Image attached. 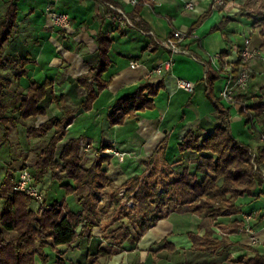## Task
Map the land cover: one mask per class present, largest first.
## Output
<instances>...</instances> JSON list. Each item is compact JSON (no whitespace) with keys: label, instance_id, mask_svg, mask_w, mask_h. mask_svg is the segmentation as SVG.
I'll use <instances>...</instances> for the list:
<instances>
[{"label":"crops","instance_id":"obj_1","mask_svg":"<svg viewBox=\"0 0 264 264\" xmlns=\"http://www.w3.org/2000/svg\"><path fill=\"white\" fill-rule=\"evenodd\" d=\"M104 1L17 0L12 32L0 53V91L1 99L8 102L6 114H11L10 111L18 105L17 99L26 96L32 83L50 80L52 85L43 103L45 114L38 116L35 122L41 123L52 116L72 114L59 145L69 138H79L84 139L89 148L97 151L100 147H110L124 152V163L127 165L120 164V172L125 177L134 174L143 176L146 172H142L139 163L148 161H151L150 165H154L152 167L156 164L163 171L167 165L173 168L172 163L178 159H182L181 163L190 165L195 153L190 150L180 152L178 144L190 130L205 135L218 123L217 110L211 98L213 95L219 98L220 105L230 108L231 131L232 124L243 123L247 127L244 117L237 112L238 103H228L219 95L227 79L220 71L223 60L214 58V55L223 51L220 40H224V37L219 32H207L208 19L195 27L191 36L186 38L184 47L189 53L173 55L169 71L154 80L150 78L151 70L170 56L154 38L163 39L174 30H186L211 2L212 9H217L222 13L221 16L228 13L227 6L218 7L214 0H138L136 5L128 0H117L114 5L121 8L136 27L152 32L153 35H150L142 34L136 27L119 19L117 12L109 10ZM186 2H191L192 8H185ZM6 6L7 0H0V19L5 16ZM135 6L139 7L132 12ZM51 11L67 12L70 15V27L61 29L54 26L50 18ZM221 16H215L211 23H216ZM237 29L236 33H245V29L243 26L239 27V24ZM99 31H104L112 38L109 51L111 64L103 74L110 81L88 107H82L80 102L85 90L76 80L79 75H88L96 64V35ZM250 31L253 37L246 35L243 40L250 39L259 58L250 60L248 64L251 76L246 87L235 91L243 95L241 99L246 105L264 83L252 82L260 74L264 80V48L261 47L259 32L255 29ZM228 38L232 42L229 35ZM209 41L217 42L216 48L210 46ZM218 47L221 48L217 49ZM226 58L232 63L237 55L232 52ZM131 61H137V65L131 67ZM205 63L214 71L210 78L216 75L210 82L211 89L207 84ZM179 79L192 82V91L180 87ZM146 81L161 82V87L153 98L152 108L136 110L131 106L130 115H125L121 122L112 124L110 113L113 106L119 104L118 107L123 108L130 103L132 100L126 97ZM114 113L118 111L114 110ZM21 124L22 121L12 127L14 136L10 133L3 137L4 140L10 142V138L16 139L20 129L25 126ZM250 135L253 136L254 133L250 132ZM236 139L249 144L254 151L264 147V140H261L260 135H257L253 145ZM131 163L134 170L130 172L127 168H131L128 166ZM174 166L176 167L175 164ZM258 168L264 173V163L258 165ZM262 195L264 191L259 190L258 194L240 196L237 199L239 211L228 217L217 216L210 219L196 213L170 212L140 237L125 240L122 248L106 264H238L239 259L251 257L253 250L264 255ZM245 215H250L248 224L251 235L257 240L254 244L250 242L248 232L233 228L232 220H243L244 224ZM98 217V225L92 229L90 240H86L84 236L78 246L56 248L64 252L68 264H90L91 247L97 243L101 246L108 245L102 234L109 225L105 224L106 230L101 229L104 219H101L100 213ZM189 232L198 236L210 232L212 237L223 238L227 245L215 250L192 249ZM246 244H250L251 248H246Z\"/></svg>","mask_w":264,"mask_h":264},{"label":"trees","instance_id":"obj_2","mask_svg":"<svg viewBox=\"0 0 264 264\" xmlns=\"http://www.w3.org/2000/svg\"><path fill=\"white\" fill-rule=\"evenodd\" d=\"M16 2L17 0H7L5 16L0 19V53L12 32L17 12ZM104 2L117 4V0H105ZM212 6L211 2L208 8L190 24L185 32L188 36H191L193 29L205 19L213 8ZM138 7L135 6L132 12H135ZM242 18L246 19L247 23L249 22L251 29L260 26L261 47L264 48V10L260 8L248 10L246 2L235 15H222L212 30H220L224 41L228 42L229 34L225 30L226 25L230 21L239 22ZM96 43L95 66L91 68L88 75H79L76 80L85 90L80 102L82 107H88L96 98L97 93L110 81V79H105L103 74L111 64L109 51L112 38L104 31H99L96 35ZM227 50L228 48L221 51L220 57L228 55ZM240 64L241 55L238 52L236 60L232 62L231 73L234 78L238 74ZM205 65L208 72L207 84L211 89L210 82L216 78V75L210 78L214 71L208 63ZM242 65L247 66L248 61ZM51 85L52 82L47 79L32 83L28 87L26 96L15 109L10 111L11 114H6L7 107L2 104V92L0 91V127H3V136L8 134L9 122L12 127H16L20 122L19 119H36L45 114L43 103L47 99ZM160 87V81L141 83L136 91L126 97L132 100L130 103L123 108L118 107L119 104L113 106L110 113L111 123H119L123 120V115H130L131 106L136 110L152 108L153 98ZM242 96V94L235 93L233 102L238 103V111L244 117L247 128L251 133L257 131L258 135H264V84L257 94L251 96L252 99L248 105L241 99ZM211 98L217 110L218 123L205 135H200L196 130H190L178 144L180 152L190 150L195 153L193 161L190 165L181 163L182 159L174 161L173 166L178 164L182 168L170 179L165 171L158 170L156 167H152L142 178L134 174L126 179L125 182H133L124 189L127 195L133 193L132 198L135 200L134 211L132 214H127L128 223L132 227L129 228L127 223L121 222L119 227L109 233H103L102 238L115 249L110 251L97 243L95 250L89 254L93 259L90 264H105L114 253L122 248L125 240L140 237L170 212L196 213L210 219H215L217 216L228 217L239 211L237 199L240 196L258 194L259 190L264 191L262 173L259 168L255 169L253 166V162L257 165L264 163V147L254 151L249 144L238 141L231 131L230 108L220 105L218 97L213 95ZM114 110L118 113H114ZM71 118L72 114L48 117L36 127L31 128L34 130V136L37 137L50 132L45 145L36 155L34 166L30 169L32 183H42L48 171L53 177L45 192V202H42L36 211L32 208L33 198L14 188L16 182L2 195L0 264H36V257L39 258L41 264H44L47 256L42 252V248L45 245H50L60 255L57 257V264H66L64 252L56 248L58 246L75 247L79 245V241L84 236L86 240L92 238L91 231L98 225L99 211L103 206L99 192L105 191L102 182L109 181L105 164L110 159V155L102 154L98 150L99 155H96L89 165H85L79 151V138H69L59 145L66 133L65 127L71 122ZM253 153L254 156H252ZM56 168L63 172L58 174L59 177L54 176ZM53 184H58L64 196L72 197V205L67 201L62 203L63 199L47 196ZM108 192L109 199H112L115 193ZM171 202H173L172 206L168 204ZM232 223L233 228L237 229L243 224V220L237 222L234 219ZM120 231L122 232L119 234ZM6 232L14 234L6 236ZM188 235L192 249L215 250L225 248L227 245L223 238L212 237L210 232L202 236L193 232H189ZM245 247L251 248L250 244H246ZM99 257L103 261H99ZM238 264H264V255L253 250L251 257L244 260L239 259Z\"/></svg>","mask_w":264,"mask_h":264},{"label":"rangeland","instance_id":"obj_3","mask_svg":"<svg viewBox=\"0 0 264 264\" xmlns=\"http://www.w3.org/2000/svg\"><path fill=\"white\" fill-rule=\"evenodd\" d=\"M245 2L248 3V10L254 9V8H260V9L264 10V0H228V1H224L225 4H222V5H216L215 4V5L218 7L227 6L228 7L227 12L228 13H226V14L233 16V15H235V13L240 9V7ZM226 3H227V5H226ZM208 6L205 9H207ZM221 14L222 13H220L217 9H211L210 12L208 13V15L205 17V19L203 21L208 19L207 23H209L208 24L209 27L207 29L208 33H214V32L222 33L220 30H212V27L216 23H218V21L220 19H218V21L216 23H211V21H213L215 16L217 18H219V16H221ZM238 24H239V27L243 26V28L245 29V33H246V34L244 33L245 35L242 34L241 32L240 33L235 32L238 30L237 29ZM200 25L201 24H199L197 27H199ZM195 29H193V31ZM187 30H188V28L186 30H181V31L187 32ZM225 30H227L229 37H230V40H232L233 43L230 41L227 42L224 40H220V41H222V43L220 42V45L223 47V50L228 48V50H227V51H229L228 53H232L231 51L234 50V47H231L232 46L231 44H237V46L241 47V46H243V37L244 36L247 35V36L253 37V33L250 31L251 26H250L249 22L247 23L246 19H243V18L239 22L230 21L226 25ZM259 30H260V26H256L255 31L259 32ZM194 34L198 37V39L200 38V36L198 34H196V33H194ZM195 39H197V38H195ZM261 40H262V37H261ZM208 43L210 46H213L214 48H216L215 45L217 44V42L209 41ZM219 48H221V47H218L217 49H219ZM258 56L259 55L256 51V54L248 60V64H249L250 60L259 58ZM240 67H241V65H240ZM246 67H248V65ZM231 70H232V66H231ZM150 78L153 80L155 79L151 75H150ZM249 79H250V77H249ZM261 80H262V75L260 74L256 77H254L252 82L256 83V84L257 83L261 84L262 82H264V80H262V81ZM262 84H264V83H262ZM22 99L23 98H21V99L18 98L17 99L18 103ZM1 101H2V104L6 105V107L8 106L7 100H4L5 101L4 102L1 99ZM237 112H238V110H237ZM124 116L125 115H123V118H124ZM19 121H22L21 125L24 124L25 126L20 129V133H19V135H17L16 139L15 138L9 139L10 142H8L7 140H4V138H3L4 136H1V132L3 131L2 130L3 127L2 126L0 127V208H1V205L3 203L2 195L8 190V188L10 186H12L13 183H15L18 180V175H19V172L22 168H27L29 171H31L30 169L34 166V161H35L36 155L39 153L41 147L45 145V143L47 141V137L50 134V132H48V133H45V135H42L39 137L34 136L35 135L34 130L31 128L36 127L40 122L36 123L35 119H32V118H28L26 120L25 119H19ZM9 125H10V129L8 131V134L7 133L6 134L9 135L10 133H12V136H14L15 132H13L14 130H11V129H13L11 122H9ZM232 130H233L232 132L236 138L243 140V141H246L252 145L257 139L258 132L255 131L254 135L251 136L250 135L251 131L249 129H247V127H245L243 123H240L238 125L232 124ZM2 135H3V133H2ZM261 136H262V134H261ZM261 136H260V138H261ZM59 144H60V142H59ZM110 149H114V148L100 147V149H99V152L101 151L100 153H102V154L105 153V154L110 155V159L105 164L106 173H107L106 176L108 177L107 179L109 181L102 182L103 183L102 187H104L105 191L99 192L100 199H102L101 204H103V206L99 212H100L101 219L102 218L104 219V223H103V226L101 229L106 228L105 224L109 225L107 230L105 229L107 233H109L114 228L119 227L121 222L127 223L129 228L132 227L131 224L128 223L127 214H132V211H134L133 209H135L133 206V204L135 203L134 202L135 200H133V198H132L133 193L127 195L125 193V190H124L128 185L133 184L132 181L130 183L128 181L125 182L126 179H128L131 176L125 177V175L123 176V173L120 172L121 171L120 170L121 169L120 164L124 163L125 156L121 157L119 155L121 153L120 151H118L119 154H115L113 152H110L109 151ZM114 150H116V149H114ZM79 151L82 155V160H83L82 162L85 165H89L95 159V156L99 155V152L97 150L91 149L88 147V145L86 144L84 139H79ZM116 151H114V152H116ZM84 157H86V158H84ZM113 158H115V159H113ZM150 163H151V161H148V162L142 163V164L139 163V166H140V169L142 170V172H144V173L146 172L143 176L141 175L140 178L144 177L148 173L147 171H149L152 168V166H154V165H150ZM124 164H126V163H124ZM183 164H186V163H183ZM175 165L177 168L179 166V168L177 169L175 166H173V168L175 167V170H172V168L169 167L170 165L166 166L167 168L169 167L168 169L166 168V170H164L168 179H170V177H172L176 172L180 171V169L182 168L181 165H178V164H175ZM128 166H130L131 168L129 169V168H127V166H125V168H127V170H129L130 172L134 170V168H132L133 163L128 164ZM155 167H156V169L161 170V168H159L156 164H155ZM54 173H55L54 176L59 177V175L62 174L63 172H62V170L56 168ZM6 175L9 177H7ZM51 175H52L51 172L48 171V173L44 177L43 182L37 183V184L32 183V177H31V186L35 187L39 193V197H34V196L29 194L33 198L32 208L34 211H36L39 208V206L42 204V202H45V200H44V197L46 196L45 192L47 191V187L50 184V181L52 180V177H53ZM108 191H112L113 193H115L112 196V199H109V197H108L109 192ZM47 196L48 197H54L56 199L60 198V200L63 199V200H61L62 203L66 202V201L71 203V201H72V197L70 198L66 195L64 196V193H62L58 184H53L51 186L50 191L47 192ZM262 196H264V195H262ZM48 197H47V199H48ZM61 197H63V198H61ZM172 203L173 202L168 203V204L172 206ZM71 205H72V203H71ZM102 231H104V230H102ZM121 232L122 231H120L119 234ZM5 234H6V236H9V235L11 236L14 233L13 232H6ZM104 247L106 249H109L110 251H113V249H115L112 246H109V243L107 246H104ZM91 249L95 250V246L91 247ZM42 252L47 256V260L45 261L44 264H57V257L60 255L58 254V252H56L55 249H53L50 245H45L42 248ZM89 259H90V261H93L92 257H90ZM98 260L103 261V259L100 257L98 258ZM35 263L41 264L38 257H36ZM106 263H107V261H106ZM66 264H68L67 260H66Z\"/></svg>","mask_w":264,"mask_h":264},{"label":"built area","instance_id":"obj_4","mask_svg":"<svg viewBox=\"0 0 264 264\" xmlns=\"http://www.w3.org/2000/svg\"><path fill=\"white\" fill-rule=\"evenodd\" d=\"M132 5H136L139 3L138 0H128ZM216 5H222L225 4L223 0H214ZM106 6L108 7L109 10H115L118 14L119 19L125 20L126 23L131 25L132 27H136V25L129 19V17L124 13V11L115 6L112 3L109 2H104ZM185 8H192V3L191 2H186L184 5ZM50 18L52 21V24L54 26H57L61 29H68L71 25V20H70V15L67 12H50ZM142 34H150L153 35L152 32L150 31H143L140 28L136 27ZM188 35L181 31V30H174L171 32L170 35L163 39H155V42L162 47L164 50L168 51L170 56L164 59L160 64L156 65L152 70H151V76L153 78H158L161 77L162 75L166 74L171 66L172 63V56L177 55V54H188L189 50L184 47V42ZM234 47V50L231 52H234L236 55L239 52L241 55V67L238 71V74L236 78L232 76L231 73V66L232 63L229 62L228 58L226 56L220 57L219 53H216L214 55V58L221 59L223 60V64L221 66L220 71H222L225 75V78L227 79L225 86L219 91V95L222 99L227 101L228 103H232L234 99V94L237 89L240 88H245L247 85V82L249 81L250 77V71L249 68L242 65L246 61H248L250 58H252L256 54V49L251 47L250 44V39L245 38L243 40V46L239 47L237 45L232 46ZM228 56V55H227ZM137 65V61H131L130 66L134 67ZM207 72V67H205ZM178 85L182 88H184L187 91H192L194 84L189 81L185 80H178ZM261 140H264V135L261 136ZM110 152H113L115 154H119L118 151L114 149H110ZM116 151V152H114ZM121 157L125 155L124 152H121L119 154ZM254 156V153L252 154ZM254 168H258V165L253 162ZM262 178H264V173H262ZM15 189L23 191L27 194H30L34 197H39L38 190L35 187L31 186V173L27 168H22L19 172L18 175V180L16 181L15 184ZM250 219V215H245L244 216V224H242L239 229L240 231H245L248 232L249 235V240L251 243H256L257 240L255 239L254 236L251 235V227L248 224V221Z\"/></svg>","mask_w":264,"mask_h":264}]
</instances>
